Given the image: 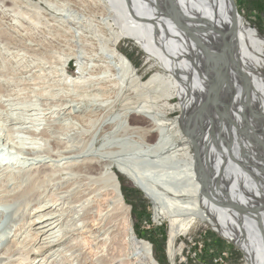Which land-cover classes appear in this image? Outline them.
Instances as JSON below:
<instances>
[{
    "label": "bare ground",
    "instance_id": "6f19581e",
    "mask_svg": "<svg viewBox=\"0 0 264 264\" xmlns=\"http://www.w3.org/2000/svg\"><path fill=\"white\" fill-rule=\"evenodd\" d=\"M103 7L102 21L116 31L81 58L97 70L91 80L68 75L72 89L62 84L56 67L75 57L67 54L47 69L22 64L29 78L0 83V152L7 158L0 162V209L16 199L21 210L0 264H160L132 228L120 176L165 213L168 264H175L178 239L200 225L239 250L244 264H264V35L238 14L232 22L228 0H103ZM122 38L165 74L142 81L120 51ZM37 51L29 49V57ZM46 70L53 77H40ZM157 87L178 100L172 121L149 98H135ZM119 137L137 139L151 154L174 139L162 157L180 164L175 184L160 171L156 185L155 167L124 161L125 148L112 146Z\"/></svg>",
    "mask_w": 264,
    "mask_h": 264
},
{
    "label": "rangeland",
    "instance_id": "374dc122",
    "mask_svg": "<svg viewBox=\"0 0 264 264\" xmlns=\"http://www.w3.org/2000/svg\"><path fill=\"white\" fill-rule=\"evenodd\" d=\"M73 1L74 0H0V71L2 73L4 72L3 74H12V76L0 78V83H5L6 81L3 80L6 78H17L18 81L25 80L29 78L28 76H30V74H26L24 71H21L23 69L22 67L27 66L29 69H33L34 71L36 70L34 69L35 66L47 69L48 67L55 66L52 65V63L56 61L55 59L62 58L64 60L67 58V54H72V56L74 54L75 57L71 58L72 60L70 59V62L62 64L61 67H56L60 70L59 74H63L65 76L61 75L62 79L64 78L62 84H65L66 87H70V89H72L73 78L77 77L79 80L82 79V81H88L96 75L94 72H97V70L93 71L90 65L92 62L86 63V61L81 60V58L88 52V45L91 43H93L94 46L104 44L105 40L110 37L108 36V33L113 34L116 30H114V28L111 30L108 28L107 20L105 22L102 21L103 18H105L103 15V0H77L76 6L78 8H73L71 12H67L69 9H72L71 4ZM233 1L236 6L237 14L243 19V21L250 26H253L264 35V0H254L255 2L257 1L256 3L261 5L259 10L253 8V0ZM50 4L56 5L57 7H63L62 12L58 11L54 7H51ZM108 30H110V32ZM55 32H57V34ZM33 48L37 50L39 49V51H37L39 53L34 54L37 56L34 59L29 57V49ZM60 48L63 50H58ZM119 48L120 51L134 63L133 65L134 67L136 66L135 68L138 71V77H140L142 81L146 82L149 77H152L153 74L156 73L162 75L165 74L163 71L156 69V67L152 65V61H149V59L146 58V54L130 40L123 38L120 39ZM5 61L8 62V65ZM81 64H88V66L85 67L87 70H82L84 66H81ZM79 67L81 68L79 69L80 71L78 70ZM1 68L2 70L4 68L5 69L2 71ZM8 69H12L13 72H15L13 73L11 72L12 70L9 71ZM66 69H72L71 74H67ZM5 70H8L9 72H5ZM53 70H46L43 73L41 72L40 77H53ZM116 72L119 73V68ZM68 75H70L69 77H73L70 79L72 81L66 80L69 78ZM109 79L113 78L110 77ZM11 83L16 84L19 82L16 81ZM10 85L12 86V84ZM58 89H60L58 90L59 92H64L63 86L58 87ZM169 94L172 93H169L164 88L157 87L154 91L152 90V92L149 93H134L135 96H139L138 98L134 95L131 96H134L138 101H142L144 98H149L147 100L151 101V105L155 112L162 115L166 114V119L172 121L179 114L178 109L176 108L178 100L174 97H168L173 96ZM128 98L129 99H126L125 101L132 103L133 99H131L130 96ZM119 100H122V95ZM168 100L170 101L169 107H167V104L164 105V103H167ZM109 122L110 121H105L104 125ZM143 124V121H138L137 124H133L131 121L126 123V125H130L129 127H132L133 125L141 126ZM119 131L120 129L118 128L117 135H124L118 133ZM156 138L157 132L151 133L148 143H154ZM119 139L121 140H113L116 144L114 143L112 146L116 145L115 147L125 148V152L122 157L124 161L137 169H143L148 166L150 168L153 167V169H151L153 171L155 167V171L151 173L153 174L152 177L150 172L149 174L150 179H153H151V182H158L154 183L156 185L160 184V179H157L160 177L156 175L160 174V171L167 173L169 178H165V180H167L170 184H175L174 178L178 176L177 174H179L180 164H178L177 161H174L175 159L173 161L168 160V154L165 155L166 157H162L163 152V154L169 153L171 144L176 142L174 139H169L167 145L164 147V149L168 152L161 149L162 152L159 150L156 152L157 155L155 153H153V155L146 152L145 149H140L137 139H134V141L125 137H119ZM0 154V162L5 161L7 158L3 155L4 153L0 152ZM154 163H156V165H154ZM175 167L178 169H175ZM12 170L14 171V169ZM27 170L29 169L27 168ZM12 177H14V175H12ZM28 178L29 177L26 176V183ZM120 181L124 202L129 209L130 222L137 238L143 239L152 245L155 257L159 260L160 264H168L166 243L169 224L165 213L162 212L150 198L136 189L124 177L120 176ZM10 182L7 180L4 185H7ZM2 184L3 182H0V185ZM26 190L27 191L25 193L28 192V189ZM9 200L10 199H8V201ZM15 201L16 199H13L11 202H7L6 206L10 207L8 210L3 208L0 209L3 211V213L0 212V247L12 240V234L10 231L14 229L18 215L21 214V210H18L14 205H12V202ZM30 212L31 210L29 209L28 213ZM91 250L92 249L87 250L88 257L92 256ZM243 260L244 257L239 250L233 247L230 243H227L217 233L205 225L198 226L193 234L178 239L176 243L175 264H244Z\"/></svg>",
    "mask_w": 264,
    "mask_h": 264
},
{
    "label": "water",
    "instance_id": "95a60500",
    "mask_svg": "<svg viewBox=\"0 0 264 264\" xmlns=\"http://www.w3.org/2000/svg\"><path fill=\"white\" fill-rule=\"evenodd\" d=\"M231 6V17H232V22L234 21V19L238 16L237 15V11H236V6L233 0H228ZM170 8L173 10V8L170 6ZM182 24H180L181 26ZM182 29H184L183 25H182ZM194 154H195V150L193 149Z\"/></svg>",
    "mask_w": 264,
    "mask_h": 264
},
{
    "label": "trees",
    "instance_id": "16d2710c",
    "mask_svg": "<svg viewBox=\"0 0 264 264\" xmlns=\"http://www.w3.org/2000/svg\"><path fill=\"white\" fill-rule=\"evenodd\" d=\"M256 2H257V1H256ZM256 2L253 0V3H255V4L252 3L253 8L259 10L261 5L258 4V3H256ZM156 259H157V258H156ZM157 260H158V259H157ZM158 262H159V260H158Z\"/></svg>",
    "mask_w": 264,
    "mask_h": 264
}]
</instances>
